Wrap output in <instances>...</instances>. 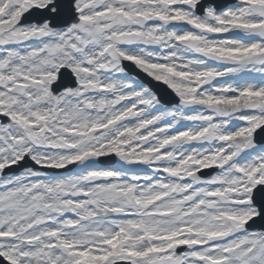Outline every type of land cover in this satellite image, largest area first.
Instances as JSON below:
<instances>
[{"label": "snow or ice", "instance_id": "snow-or-ice-1", "mask_svg": "<svg viewBox=\"0 0 264 264\" xmlns=\"http://www.w3.org/2000/svg\"><path fill=\"white\" fill-rule=\"evenodd\" d=\"M0 264H264V0H0Z\"/></svg>", "mask_w": 264, "mask_h": 264}, {"label": "water", "instance_id": "water-1", "mask_svg": "<svg viewBox=\"0 0 264 264\" xmlns=\"http://www.w3.org/2000/svg\"><path fill=\"white\" fill-rule=\"evenodd\" d=\"M110 162H112V160H110Z\"/></svg>", "mask_w": 264, "mask_h": 264}]
</instances>
